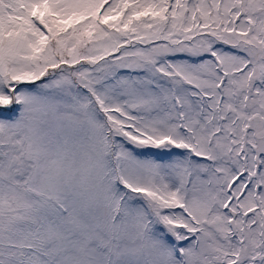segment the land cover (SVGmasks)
Instances as JSON below:
<instances>
[{
    "label": "snow or ice",
    "instance_id": "snow-or-ice-1",
    "mask_svg": "<svg viewBox=\"0 0 264 264\" xmlns=\"http://www.w3.org/2000/svg\"><path fill=\"white\" fill-rule=\"evenodd\" d=\"M0 264H264V0H0Z\"/></svg>",
    "mask_w": 264,
    "mask_h": 264
}]
</instances>
